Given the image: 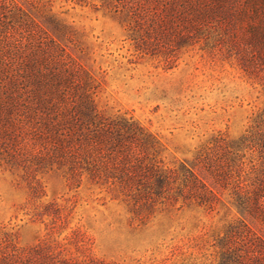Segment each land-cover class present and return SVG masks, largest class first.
Here are the masks:
<instances>
[{
  "label": "trees",
  "instance_id": "obj_1",
  "mask_svg": "<svg viewBox=\"0 0 264 264\" xmlns=\"http://www.w3.org/2000/svg\"><path fill=\"white\" fill-rule=\"evenodd\" d=\"M126 36L141 55L172 67L195 45L233 56L264 80V0H115ZM51 36L12 0H0V165L20 171L33 197L36 176L59 173L72 187L105 186L145 220L158 204L211 211L228 188L240 219L215 241V264H264V108L246 135L202 147L189 164L164 167L156 138L126 114H106L94 101L96 79L64 49L69 31L52 17ZM57 38V39H56ZM256 152L241 179L244 150ZM42 215L58 219L48 204ZM0 264H115L66 257L48 245L0 247Z\"/></svg>",
  "mask_w": 264,
  "mask_h": 264
},
{
  "label": "rangeland",
  "instance_id": "obj_2",
  "mask_svg": "<svg viewBox=\"0 0 264 264\" xmlns=\"http://www.w3.org/2000/svg\"><path fill=\"white\" fill-rule=\"evenodd\" d=\"M49 32L46 18L67 28L65 51L98 83L94 101L109 115L131 116L161 146L164 167L189 164L200 148L246 135L264 108V80L246 74L233 56L195 45L172 67L141 55L127 39L115 0H12ZM57 39V38H56ZM241 179L251 177L256 152L244 150ZM33 197L20 171L0 165V247L48 245L66 257L115 264H215V241L240 219L224 190L211 211L158 204L145 220L115 191L83 179L70 186L59 173L36 176ZM53 204L58 219L42 215Z\"/></svg>",
  "mask_w": 264,
  "mask_h": 264
}]
</instances>
